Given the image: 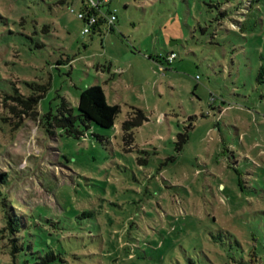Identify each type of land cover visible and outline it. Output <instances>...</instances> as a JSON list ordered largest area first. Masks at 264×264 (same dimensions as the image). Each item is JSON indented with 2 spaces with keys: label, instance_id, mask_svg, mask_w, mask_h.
I'll use <instances>...</instances> for the list:
<instances>
[{
  "label": "rangeland",
  "instance_id": "374dc122",
  "mask_svg": "<svg viewBox=\"0 0 264 264\" xmlns=\"http://www.w3.org/2000/svg\"><path fill=\"white\" fill-rule=\"evenodd\" d=\"M249 1L111 0L115 23L84 33L93 0H0V264L10 214L20 261L31 245L66 264H264V0ZM26 81L50 82L37 120L3 100ZM95 84L121 106L113 127L41 123ZM134 107L149 119L125 139Z\"/></svg>",
  "mask_w": 264,
  "mask_h": 264
},
{
  "label": "trees",
  "instance_id": "16d2710c",
  "mask_svg": "<svg viewBox=\"0 0 264 264\" xmlns=\"http://www.w3.org/2000/svg\"><path fill=\"white\" fill-rule=\"evenodd\" d=\"M251 0L250 3H253ZM101 7L104 12L109 14L112 9L110 7L111 0H99ZM85 5L82 10L87 9ZM245 8V7H244ZM243 8V9H244ZM227 14L224 12V15ZM242 15L243 14H239ZM244 17V16H243ZM87 22L86 20H84ZM102 23H107L106 19L103 18L100 22L95 25L92 30L100 29ZM258 82H264V64L260 66L257 76ZM31 92L25 94L20 91L19 87L14 88V93H6L3 97L4 103L8 104L11 113L25 114L34 120L39 119L40 113L38 110L40 100L45 96V93L50 87V82H40V81H26ZM216 99V97H213ZM78 112L75 113L74 107L71 103L63 98L62 105L58 113L49 112L44 118L41 119V123L45 125L50 132H54L55 128H62L68 135L80 137L85 135V131L91 127L92 124H96L103 128H111L115 125L116 119L121 112V106L119 104H110L107 100V96L104 88L99 85H90L81 92L80 101L77 106ZM19 117V116H18ZM6 119H10L7 117ZM148 114L145 110L140 108H133L131 115L123 123V129L125 131L124 138L126 139L131 135L135 128L140 127L143 123L148 120ZM22 124V122L17 123V126ZM134 133V132H133ZM188 139V134H179V145L185 143ZM7 176V172H3L0 178ZM6 180V179H4ZM3 195L0 189V196ZM6 202V200H5ZM84 215L91 214L92 212H84ZM8 227V228H7ZM6 229L10 232V243L12 248V257L15 264H66V260L61 252L56 251L51 246L47 249L41 251H34L32 246L29 245L28 249L32 251L33 257L29 259L24 257L22 261L18 260V256L21 251H24L26 246L23 238L19 236L20 228L12 214L9 215L8 226Z\"/></svg>",
  "mask_w": 264,
  "mask_h": 264
},
{
  "label": "built area",
  "instance_id": "2783aa9c",
  "mask_svg": "<svg viewBox=\"0 0 264 264\" xmlns=\"http://www.w3.org/2000/svg\"><path fill=\"white\" fill-rule=\"evenodd\" d=\"M101 4L102 3H100L99 1L93 0V3L90 6H87V9L79 12V17L87 21L84 33L90 32L92 28L97 25L103 18H105L107 23H109L110 25H113L117 20V15L115 14V11L112 10L109 14H107L101 7ZM177 57V52L171 51L167 55L166 61L168 63H172Z\"/></svg>",
  "mask_w": 264,
  "mask_h": 264
},
{
  "label": "water",
  "instance_id": "95a60500",
  "mask_svg": "<svg viewBox=\"0 0 264 264\" xmlns=\"http://www.w3.org/2000/svg\"><path fill=\"white\" fill-rule=\"evenodd\" d=\"M171 46H173V43H172V45Z\"/></svg>",
  "mask_w": 264,
  "mask_h": 264
}]
</instances>
